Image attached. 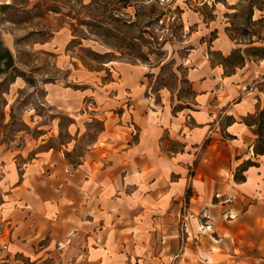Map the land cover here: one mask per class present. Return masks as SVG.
Segmentation results:
<instances>
[{
    "label": "crops",
    "instance_id": "0c3cea01",
    "mask_svg": "<svg viewBox=\"0 0 264 264\" xmlns=\"http://www.w3.org/2000/svg\"><path fill=\"white\" fill-rule=\"evenodd\" d=\"M239 1L174 0L187 99L166 87L155 92L143 64L70 69L66 30L64 40L46 42L41 50L69 70L46 88L49 102L76 111L92 97L89 105L111 114V125L77 162L69 148L27 158L0 145V249L24 256L55 249L83 264H264L249 252L264 246L258 64L223 63L235 46L226 15ZM244 1L253 18L264 17V0ZM206 221L211 228L201 227Z\"/></svg>",
    "mask_w": 264,
    "mask_h": 264
},
{
    "label": "rangeland",
    "instance_id": "374dc122",
    "mask_svg": "<svg viewBox=\"0 0 264 264\" xmlns=\"http://www.w3.org/2000/svg\"><path fill=\"white\" fill-rule=\"evenodd\" d=\"M251 5V1H239L236 10L226 15V31L235 46L223 63L228 70L247 60L258 64L254 83L264 95V17L257 15L254 20ZM63 30L71 39L67 45L73 57L70 69L95 71L107 60L143 64L155 92L166 87L180 100L192 94L175 52L184 32L174 1L0 0V43L13 57L10 67L5 60L0 63V145L7 150L18 154L22 150L31 158L37 149L69 148L68 158L77 162L83 149L97 142L111 125L106 121L111 114L105 116L101 107L89 105L92 97L76 111L49 102L46 88L67 80L69 70L56 65L57 57L41 48L47 41L64 40ZM126 75L132 79L128 71ZM71 86H77L74 80ZM4 228L0 220V233ZM36 252L24 256L3 248L0 264L84 262L68 260L55 249ZM249 252L264 258V246Z\"/></svg>",
    "mask_w": 264,
    "mask_h": 264
},
{
    "label": "trees",
    "instance_id": "16d2710c",
    "mask_svg": "<svg viewBox=\"0 0 264 264\" xmlns=\"http://www.w3.org/2000/svg\"><path fill=\"white\" fill-rule=\"evenodd\" d=\"M251 9H252V5H251ZM252 13H253V9H252ZM3 60H5L7 67L13 65V57L11 52L8 49L4 48L0 43V63ZM259 116H260V123L258 128V134H259V139L261 141L259 144L256 145V149L257 151H262L264 149V110L260 113Z\"/></svg>",
    "mask_w": 264,
    "mask_h": 264
},
{
    "label": "built area",
    "instance_id": "2783aa9c",
    "mask_svg": "<svg viewBox=\"0 0 264 264\" xmlns=\"http://www.w3.org/2000/svg\"><path fill=\"white\" fill-rule=\"evenodd\" d=\"M162 4L164 3V0H159ZM171 1H174V0H171ZM184 1H189V0H184ZM231 216V215H230ZM212 224L210 223H207V221L203 224H201V227H203V229H208V228H211Z\"/></svg>",
    "mask_w": 264,
    "mask_h": 264
},
{
    "label": "water",
    "instance_id": "95a60500",
    "mask_svg": "<svg viewBox=\"0 0 264 264\" xmlns=\"http://www.w3.org/2000/svg\"><path fill=\"white\" fill-rule=\"evenodd\" d=\"M164 1H167V0H164Z\"/></svg>",
    "mask_w": 264,
    "mask_h": 264
},
{
    "label": "bare ground",
    "instance_id": "6f19581e",
    "mask_svg": "<svg viewBox=\"0 0 264 264\" xmlns=\"http://www.w3.org/2000/svg\"><path fill=\"white\" fill-rule=\"evenodd\" d=\"M168 1V0H167Z\"/></svg>",
    "mask_w": 264,
    "mask_h": 264
}]
</instances>
